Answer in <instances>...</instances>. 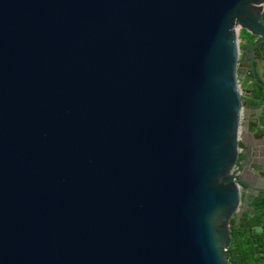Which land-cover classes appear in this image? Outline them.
<instances>
[{"label": "water", "instance_id": "water-1", "mask_svg": "<svg viewBox=\"0 0 264 264\" xmlns=\"http://www.w3.org/2000/svg\"><path fill=\"white\" fill-rule=\"evenodd\" d=\"M263 12L0 0V264H229Z\"/></svg>", "mask_w": 264, "mask_h": 264}, {"label": "trees", "instance_id": "trees-1", "mask_svg": "<svg viewBox=\"0 0 264 264\" xmlns=\"http://www.w3.org/2000/svg\"><path fill=\"white\" fill-rule=\"evenodd\" d=\"M255 98L260 101L255 103ZM263 102L264 88L258 85L257 89H253L248 104L261 105ZM227 252L229 264H264V193L252 200L250 208L243 212L239 220H231Z\"/></svg>", "mask_w": 264, "mask_h": 264}, {"label": "flooded vegetation", "instance_id": "flooded-vegetation-1", "mask_svg": "<svg viewBox=\"0 0 264 264\" xmlns=\"http://www.w3.org/2000/svg\"><path fill=\"white\" fill-rule=\"evenodd\" d=\"M250 40H253V37L250 38ZM264 44L258 46V48L256 49V54H255V65H256V74H257V79L253 80L250 84L251 87H253V89H257V86L260 85L261 83H264V75H262V73H259V69H258V60L264 59L262 58V56L260 57V54L264 56V54H262L263 52H261V50L264 51ZM264 61V60H263ZM251 87L249 88L251 90V93L253 92V90L251 89ZM253 106V108H259L261 107V110L263 108V104L261 105H256L254 104H250V106ZM260 109V108H259ZM251 119H253L254 121L257 120L258 123L261 124V126H258L256 131L260 134H262V137L258 138L255 140L256 143V151L258 152L257 155H252L251 152L249 154V159L247 160V164H246V168L247 170H242L240 172V174L250 180H253V182H255L256 185H260L259 181H260V177H263L260 172L262 167H264V118L263 116L260 118L256 117V118H252L250 116V114L246 113ZM241 145V142H240ZM243 154L239 153L238 155V162L242 159ZM238 162L236 163V165L238 164ZM254 165V166H253ZM255 169V170H254ZM256 176V177H254ZM260 194V193H259ZM245 211V210H244ZM243 211V212H244ZM242 212V214H243ZM241 214V215H242ZM241 217V216H240ZM234 219L236 220L235 216H233L230 221H229V228H230V222L231 220Z\"/></svg>", "mask_w": 264, "mask_h": 264}, {"label": "crops", "instance_id": "crops-1", "mask_svg": "<svg viewBox=\"0 0 264 264\" xmlns=\"http://www.w3.org/2000/svg\"><path fill=\"white\" fill-rule=\"evenodd\" d=\"M244 43H243V41H241L240 42V45H243ZM261 52H263V50H261ZM262 56V58H264V56L263 55H261L260 54V57ZM262 61L264 60V59H261ZM261 60H258V63H257V65H258V69H262L261 71H264V65L263 66H261V64H260V62H262ZM251 84L249 83L248 84V88H250L251 86H250ZM251 89L253 90V87H251ZM245 100H246V107H245V109H244V111H245V113H248V114H250V116L252 117V118H256V117H262L264 114H263V108H264V106H263V108H262V110L261 109H259V108H253V106L251 105L250 106V104H248V100L249 99H252V93L250 94V96L249 97H245L244 98ZM256 102L255 103H257V101H260V99H254ZM263 104H264V102H263ZM264 118V117H263Z\"/></svg>", "mask_w": 264, "mask_h": 264}, {"label": "rangeland", "instance_id": "rangeland-1", "mask_svg": "<svg viewBox=\"0 0 264 264\" xmlns=\"http://www.w3.org/2000/svg\"><path fill=\"white\" fill-rule=\"evenodd\" d=\"M262 61V60H261ZM260 64H261V66H263L264 65V61H262V62H260ZM262 69H259V73L261 74L262 73V75H264V71H261Z\"/></svg>", "mask_w": 264, "mask_h": 264}]
</instances>
